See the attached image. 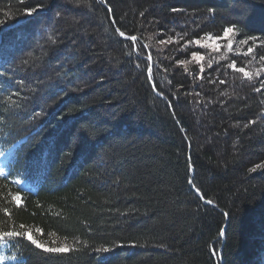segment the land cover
Listing matches in <instances>:
<instances>
[{
    "label": "trees",
    "instance_id": "obj_1",
    "mask_svg": "<svg viewBox=\"0 0 264 264\" xmlns=\"http://www.w3.org/2000/svg\"><path fill=\"white\" fill-rule=\"evenodd\" d=\"M0 151V264H264V0H0Z\"/></svg>",
    "mask_w": 264,
    "mask_h": 264
},
{
    "label": "snow or ice",
    "instance_id": "obj_2",
    "mask_svg": "<svg viewBox=\"0 0 264 264\" xmlns=\"http://www.w3.org/2000/svg\"><path fill=\"white\" fill-rule=\"evenodd\" d=\"M31 11H35V9H32ZM233 31V27H228L225 28L224 30V34L225 36H227L228 33ZM121 36L124 35V33H120ZM136 37H132V40H135ZM229 47H231V45H229ZM249 51H251V49H249ZM4 152L0 151V156H3ZM197 193L199 194V189L196 190ZM3 236H7V237H19V236H27V239L31 241L32 244L37 245V247H40L41 245L37 244V241L35 239H33V237L31 236V234H26V233H16V232H8L5 234H2V236H0V238H3ZM48 252H66V251H70L71 249L65 247V248H46L45 249ZM104 251H108L107 249H105Z\"/></svg>",
    "mask_w": 264,
    "mask_h": 264
},
{
    "label": "rangeland",
    "instance_id": "obj_3",
    "mask_svg": "<svg viewBox=\"0 0 264 264\" xmlns=\"http://www.w3.org/2000/svg\"><path fill=\"white\" fill-rule=\"evenodd\" d=\"M211 42V41H209ZM214 43L215 47H218L220 44H222L223 46L226 45V49L227 50H236V49H241L242 44L244 43V41H240L238 39H236L234 36H231V32L227 34V36H225V34L221 37V40L218 39H213L212 41ZM229 45H231V47H229ZM4 170V160L1 159L0 161V173Z\"/></svg>",
    "mask_w": 264,
    "mask_h": 264
},
{
    "label": "water",
    "instance_id": "obj_4",
    "mask_svg": "<svg viewBox=\"0 0 264 264\" xmlns=\"http://www.w3.org/2000/svg\"><path fill=\"white\" fill-rule=\"evenodd\" d=\"M100 1V0H99ZM121 36V35H120ZM121 38L122 39H125V40H128V39H131L132 40V38H126V37H124V36H121ZM136 40V39H135ZM132 41H134V40H132ZM149 60H150V58H149ZM151 85H153L152 84V82H151ZM154 93L157 95V96H159V97H161L156 91H154ZM192 190H193V192L199 197V198H201V196H200V194H198L197 193V191L194 189V188H192ZM206 204H208V205H210V206H212V207H215L212 203H210V202H208V201H205V200H203Z\"/></svg>",
    "mask_w": 264,
    "mask_h": 264
},
{
    "label": "bare ground",
    "instance_id": "obj_5",
    "mask_svg": "<svg viewBox=\"0 0 264 264\" xmlns=\"http://www.w3.org/2000/svg\"><path fill=\"white\" fill-rule=\"evenodd\" d=\"M127 38V37H126Z\"/></svg>",
    "mask_w": 264,
    "mask_h": 264
}]
</instances>
